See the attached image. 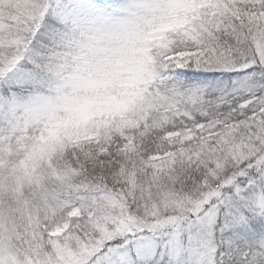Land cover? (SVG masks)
I'll list each match as a JSON object with an SVG mask.
<instances>
[{
  "label": "snow or ice",
  "instance_id": "snow-or-ice-1",
  "mask_svg": "<svg viewBox=\"0 0 264 264\" xmlns=\"http://www.w3.org/2000/svg\"><path fill=\"white\" fill-rule=\"evenodd\" d=\"M0 264H264V0H0Z\"/></svg>",
  "mask_w": 264,
  "mask_h": 264
}]
</instances>
